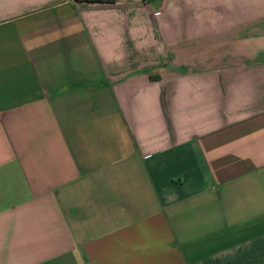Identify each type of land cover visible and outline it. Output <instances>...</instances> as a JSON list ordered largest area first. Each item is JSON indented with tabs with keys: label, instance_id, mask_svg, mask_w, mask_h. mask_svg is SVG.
Returning a JSON list of instances; mask_svg holds the SVG:
<instances>
[{
	"label": "crops",
	"instance_id": "obj_1",
	"mask_svg": "<svg viewBox=\"0 0 264 264\" xmlns=\"http://www.w3.org/2000/svg\"><path fill=\"white\" fill-rule=\"evenodd\" d=\"M0 264H264V0H0Z\"/></svg>",
	"mask_w": 264,
	"mask_h": 264
}]
</instances>
